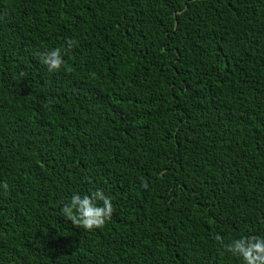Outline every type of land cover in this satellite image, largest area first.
Masks as SVG:
<instances>
[{"label":"trees","instance_id":"16d2710c","mask_svg":"<svg viewBox=\"0 0 264 264\" xmlns=\"http://www.w3.org/2000/svg\"><path fill=\"white\" fill-rule=\"evenodd\" d=\"M216 234L264 237V0H0V264H242Z\"/></svg>","mask_w":264,"mask_h":264},{"label":"clouds","instance_id":"9594fccd","mask_svg":"<svg viewBox=\"0 0 264 264\" xmlns=\"http://www.w3.org/2000/svg\"><path fill=\"white\" fill-rule=\"evenodd\" d=\"M65 53L70 51L75 45V41L67 40ZM40 61L47 67L49 72L59 71L64 65L65 60L61 48H53L44 53H38ZM25 73L21 72L20 76ZM143 187H147L143 183ZM2 187L7 194L8 185L3 183ZM114 208L111 197L106 196L102 189L92 191L90 194H73L70 202L65 203L60 212L70 221L74 227L83 228L91 231L105 226L111 219ZM223 249V252L230 253L233 257L242 260V264H264V237L260 236H241L239 239H232L225 243L224 238L218 234L214 235Z\"/></svg>","mask_w":264,"mask_h":264}]
</instances>
